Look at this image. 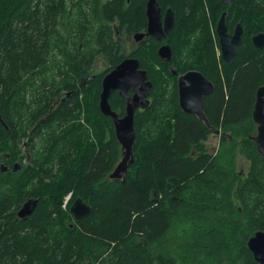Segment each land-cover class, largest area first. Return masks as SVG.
<instances>
[{"label":"trees","instance_id":"obj_1","mask_svg":"<svg viewBox=\"0 0 264 264\" xmlns=\"http://www.w3.org/2000/svg\"><path fill=\"white\" fill-rule=\"evenodd\" d=\"M156 1L175 21L161 42L147 37L128 53L152 87L122 180L109 178L122 149L99 109L101 81L126 56L122 33L146 30L147 0H0V264H258L247 241L264 230V158L251 139L264 47L251 36L264 33V0ZM223 11L229 32L243 28L230 65L215 33ZM99 59L106 68L94 73ZM171 67L213 84L208 126L179 107ZM108 101L125 114L116 91ZM76 198L90 206L80 220ZM28 199L37 205L20 218Z\"/></svg>","mask_w":264,"mask_h":264},{"label":"water","instance_id":"obj_2","mask_svg":"<svg viewBox=\"0 0 264 264\" xmlns=\"http://www.w3.org/2000/svg\"><path fill=\"white\" fill-rule=\"evenodd\" d=\"M220 1L228 5L231 0ZM145 16L147 19L146 30L136 32L133 35V39L138 44L147 37H153L161 42L174 26L175 17L173 10L168 8L162 13L156 0H147ZM225 16L226 12L223 11L216 23L215 33L218 37L220 57L225 64L230 65L235 61L243 28L240 23H237L233 31L229 32L225 23ZM251 42L255 48H263L264 33L259 32L253 35ZM157 54L161 59L168 62L171 58L169 44H161L158 47ZM172 74L177 75V72L172 69ZM176 85L178 104L181 110L187 114L197 116L208 126V121L203 111V98L213 90L211 81L201 72L191 69L177 75ZM151 87L152 83L148 80L146 71L139 67V60L130 56V54H127L118 64L108 70L102 78L99 109L103 115L111 118L116 139L122 149L121 159L109 174V178L123 180L127 168L134 161L132 154L135 139L134 114L136 110L144 109L149 105ZM115 91L126 100L125 114L123 116H118L109 105L108 99ZM252 116L257 127L256 133L251 136V139L255 143L258 153L264 158V84L256 90ZM215 133L219 134V129L215 130ZM5 169L2 168L3 171ZM37 202V199L26 200L19 208L17 215L20 218H26L31 215ZM69 210L75 220H80L90 213V206L80 198H76L71 203ZM247 246L254 260L258 264H264V230L256 231L248 239Z\"/></svg>","mask_w":264,"mask_h":264},{"label":"rangeland","instance_id":"obj_3","mask_svg":"<svg viewBox=\"0 0 264 264\" xmlns=\"http://www.w3.org/2000/svg\"><path fill=\"white\" fill-rule=\"evenodd\" d=\"M221 14H222V12H221ZM221 14H220V16H221ZM219 17H218V19H219ZM218 19H217V21H218ZM136 32H139V31L133 30L130 33H125L124 32L121 35L122 36V41H123V46H124L123 49H124L125 55L130 53V51L132 49H134L136 47V45L138 44L133 39V35ZM93 68H94L93 69L94 73L101 72V71H103L106 68V63L102 59H99V60L96 61V63L93 66ZM219 140H220V135L216 134L215 130H213V132H211V135L208 137V139L206 141V145H207L208 150L211 151V152H216L218 150V148H219V142H220ZM22 152H23V148H22ZM237 152H239V151H237ZM235 165H236L237 172L241 176H244L246 174V172H247V169H248V161L245 160V158L240 153H236Z\"/></svg>","mask_w":264,"mask_h":264},{"label":"built area","instance_id":"obj_4","mask_svg":"<svg viewBox=\"0 0 264 264\" xmlns=\"http://www.w3.org/2000/svg\"><path fill=\"white\" fill-rule=\"evenodd\" d=\"M68 198V196L66 197V199Z\"/></svg>","mask_w":264,"mask_h":264}]
</instances>
